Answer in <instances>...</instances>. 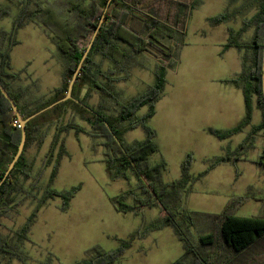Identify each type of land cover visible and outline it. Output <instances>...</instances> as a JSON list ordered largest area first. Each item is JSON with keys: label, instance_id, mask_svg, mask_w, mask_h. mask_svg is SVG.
<instances>
[{"label": "trees", "instance_id": "1", "mask_svg": "<svg viewBox=\"0 0 264 264\" xmlns=\"http://www.w3.org/2000/svg\"><path fill=\"white\" fill-rule=\"evenodd\" d=\"M248 1L256 4L255 15L246 19L239 31L230 29V37L225 45V48L236 47L253 51L252 61L244 58L242 73L230 80L244 91L246 116L233 129H209L211 134L220 139L230 138L250 124L254 99L263 117L262 124L254 132L264 130V0ZM200 2L201 0H62L66 12L63 13L48 0L21 1L20 14L14 21L13 29L10 32L0 30V83L14 99L23 119L66 96L69 83L88 47H82L81 41L91 34L93 37L100 20H104L74 85V100L63 102L26 124L27 137L23 153L0 185V227L3 226V218L19 214L23 201L31 200L34 205L20 229L13 234H0V264L6 259H18L23 264H28L30 258L21 247L29 240L39 212L49 200L56 197L63 200L62 209L67 211L74 196L81 189L77 186L58 191L51 187V182L58 174L59 161L68 155L60 134L70 129H75L77 133H88L84 128L71 121L59 127L60 134L54 137V148L61 143V150L58 157L54 158L53 148L45 161L44 167L53 165L51 181L46 187L39 185L40 173L36 177L32 176L33 164L27 156V149L31 144L39 146L45 140L46 133L43 128L56 122H64V117L69 113L91 127L92 131L88 135L102 139L100 146L104 148V163L111 180L128 179L130 172L138 180V188L145 198H139L138 203L131 205L126 202L125 194L114 196L111 203L115 209L135 215L142 214L145 208L159 207L162 210V215L152 226V231L171 227L183 242L186 254L172 264H264V207L258 216L241 217L235 214V210L243 204L245 197H239L236 203L231 201L218 214L193 212L183 206L184 197L190 192L192 185L209 170L238 157L239 150L243 151L245 144L240 145L235 152L210 160L208 169L198 176L190 172L193 158L189 154L182 164L181 178L171 184L163 182L167 162H151L152 156L159 152V146L156 142V130L148 123L156 114V104L164 90L168 70L176 69L188 23ZM159 4L167 6L168 12L165 15L157 7ZM9 14L8 7L1 8L0 20ZM230 16L226 12L214 17L212 22L220 24ZM30 19L47 28L57 49L67 61L61 86L46 101L37 99L31 102L25 96L26 88L16 90L13 87V82L19 75L11 72V52L19 44L18 31ZM250 26L255 29L251 41L241 42L239 37ZM151 52L157 53L160 61L155 71V84L141 95L127 101L121 100L119 94L113 90L115 84L127 80L133 68L143 66L141 57ZM27 91L32 94L29 87ZM93 92L98 93L101 98L113 99L118 115H107L103 105H89L88 99ZM144 107L148 108L147 113L138 117V111ZM16 120L18 117L10 102L0 91V181L18 153L22 140V128L14 125ZM135 128H142L146 132V138L127 144L124 137ZM255 162L264 167V154ZM30 180L33 182L28 185ZM200 224L206 225L207 232L199 235L196 240L192 230ZM135 239L132 236L114 251L95 247V256L77 264H120V258Z\"/></svg>", "mask_w": 264, "mask_h": 264}, {"label": "rangeland", "instance_id": "2", "mask_svg": "<svg viewBox=\"0 0 264 264\" xmlns=\"http://www.w3.org/2000/svg\"><path fill=\"white\" fill-rule=\"evenodd\" d=\"M21 1L0 0V9L8 7L10 11L8 16L0 20L1 31L10 32L13 29L14 21L20 14ZM48 1L66 13L62 0ZM157 7L163 15L168 12L165 4ZM256 10V4H251L248 0H201L193 11L177 57L176 69L168 70L164 90L156 104L158 114L148 123L156 130V142L159 146V152L152 156L151 162L158 164L165 160L168 164L163 182L171 184L181 178V164L189 154L193 158L194 169L202 172L207 164L204 159L206 155L224 156L238 149L242 136L226 142L222 152L218 148L205 147L199 139L204 135L191 117L200 111H210L225 105V98L223 102L217 92L225 84L217 80L222 76H229V59L228 55L221 53L220 42L225 29L239 31L244 26V21L253 17ZM226 12L231 14L228 20L220 24L212 22L214 17ZM91 35L81 41L82 47L89 45ZM17 40L19 44L11 52V72L17 73L19 77L13 82V87L16 90L26 88L25 96L31 102L37 99L46 101L61 86L67 61L57 49L47 28L34 19L28 20L18 31ZM239 40L241 41V37ZM140 61L143 66L133 68L130 77L116 83L113 88L123 101L145 93L156 82L155 71L160 65L157 53H147ZM28 87L32 89V94L27 91ZM88 102L93 107L103 105L106 114L111 117L118 115L113 99L101 98L98 93L93 92ZM147 111L148 108L144 107L138 111L137 116L141 117ZM63 121L43 128L45 140L39 146L33 143L27 149V156L35 165L33 177L40 173L39 185L42 187H46L51 181L53 165H44L54 148L55 135L60 134L59 127L72 122L88 133L92 131L87 123L72 113L67 114ZM88 133H77L75 129H70L60 134L68 155L59 161L58 174L51 182V187L58 191L77 186L81 189L67 211L62 209L63 200L56 197L49 200L39 212L29 240L21 247L30 258L28 264H77L95 256V247L114 251L132 236L136 239L120 258V264H172L184 257L186 254L183 242L171 227L152 231V226L162 215L159 207L145 208L139 215L125 214L115 209L111 203L114 196L125 194L126 202L131 205L145 196L139 190L138 180L132 172L128 179H110L104 163V148L100 146L102 139L91 137ZM253 137V145L261 149L257 135ZM145 138L146 132L142 128H135L125 135L124 140L127 144H132ZM60 144L54 148V158L58 157ZM239 151L238 155L247 153ZM258 159L251 162L256 163ZM238 164L240 177L236 182L227 171L211 173L193 185L184 197L183 206L193 212L218 214L231 201L236 203L239 197H245L246 200L236 208L235 214L241 217L258 216L264 207V201H261L264 199L261 170L254 173L250 171L253 166L249 163ZM260 167L264 171V167ZM252 184L254 190L248 191L247 186ZM21 204L19 214H14V217L11 214V217L2 219L0 234H13L24 225L34 204L31 200H25ZM206 232L207 227L203 224L192 230L196 240ZM3 264L23 263L18 259H6Z\"/></svg>", "mask_w": 264, "mask_h": 264}, {"label": "crops", "instance_id": "3", "mask_svg": "<svg viewBox=\"0 0 264 264\" xmlns=\"http://www.w3.org/2000/svg\"><path fill=\"white\" fill-rule=\"evenodd\" d=\"M229 31L230 28L225 29L223 38L220 42L221 53L223 52L224 55H228L229 61L227 63V68H228L229 76H222L217 80L218 82L220 83L222 82L223 84H225L224 88L217 90V92L220 93L223 102L225 98V105L217 106L214 110H210V111H206V110L200 111L199 113H196L194 116H192L191 120L195 124H198L200 133L204 135V136L200 135L201 137L199 139L201 143L208 148L214 147L216 148V150L218 148L219 151L222 152L224 150V146L226 142L231 141L233 138H236L237 136L243 137L241 142L238 143V147L242 144H245V149L243 151H246L247 152L246 154L243 155V153H241L238 156V157L241 156L240 159L236 157L227 160L219 164L215 168L209 170L204 176H202V178H204L206 176H209V174L211 173L224 170L227 171L231 176L233 175L234 181L236 182L240 177V174L238 176V171H239V168L237 167L239 165L238 163H243V162L249 163L251 166H253V169L250 170L251 172L253 171L254 173H257L259 170H261L260 174L262 175L260 176L264 178V173H263L264 171H262L260 165L251 162L252 160L260 158L264 153V130H260L258 131V133L254 132V129L259 127L263 122L261 110L257 107L256 101L254 99L252 120L250 124L247 125L241 132L227 139H220L209 132V129H217V130L233 129L237 127L246 116V102H245L244 91L241 87H238L234 83L230 82V80L234 79L235 77H237L239 74L242 73L244 58H247V60L251 62L254 56H253V51L251 50L246 51L245 49H239L236 47L225 48V45L228 43L230 37ZM254 31H255L254 27L250 26L249 29L242 34L241 41L242 42L251 41L254 35ZM157 114L158 112L156 110V114L154 115V117L157 116ZM255 134L257 135L258 145L261 146V149H257L256 146L253 145L252 143V140L254 139L253 135ZM255 150L256 152H254ZM250 153L252 156H250ZM221 156L223 155L222 154H214L212 156L206 155L204 159L206 160L207 164L202 172H198L197 170H195L192 163L191 171H190L191 174L194 176L203 174L209 167V161L216 157H221ZM29 160L33 164V169H32V176H33L35 165L32 159ZM182 164H181V169H182ZM202 178L197 182H200ZM32 181L33 180H30L27 184L30 185ZM253 186H254L253 184L248 185L247 186L248 191L252 190ZM255 200L259 202V200L257 199Z\"/></svg>", "mask_w": 264, "mask_h": 264}, {"label": "water", "instance_id": "4", "mask_svg": "<svg viewBox=\"0 0 264 264\" xmlns=\"http://www.w3.org/2000/svg\"><path fill=\"white\" fill-rule=\"evenodd\" d=\"M110 4V1L108 2V5ZM103 18L100 20V23H99V26L97 27L83 57H82V60L80 62V64L78 65V68L77 70L75 71L70 83H69V87H68V91H67V94L64 98H62L61 100L53 103L52 105L40 110L39 112L33 114L32 116H30L29 118L27 119H23L21 114H20V111L18 110V106L17 104L15 103L14 99L10 96V94L8 93V91L5 89V87L0 83V91L3 93V95L6 97V99L10 102L11 106H12V109L13 111L16 113L17 117H18V120L20 121L21 123V128H22V140H21V143H20V146H19V150H18V153L15 155L14 157V160L12 161V163L10 164L7 172L5 173V176L2 178V180L0 181V185L2 184V182L9 176L10 172L13 170V168L15 167L17 161L19 160L21 154L23 153V150H24V147H25V144H26V124L36 118L37 116L51 110L52 108L58 106L59 104L63 103V102H66L68 100H74V97L72 95L73 93V89H74V85L78 79V76L80 75V71L82 69V66L85 62V60L87 59L88 55H89V52L91 50V48L93 47V44H94V41H95V38L98 34V31L100 30V27L103 23ZM263 71H264V59H263ZM263 91H264V73H263Z\"/></svg>", "mask_w": 264, "mask_h": 264}, {"label": "built area", "instance_id": "5", "mask_svg": "<svg viewBox=\"0 0 264 264\" xmlns=\"http://www.w3.org/2000/svg\"><path fill=\"white\" fill-rule=\"evenodd\" d=\"M14 125L18 126L19 128H21V123L19 120L14 121Z\"/></svg>", "mask_w": 264, "mask_h": 264}]
</instances>
